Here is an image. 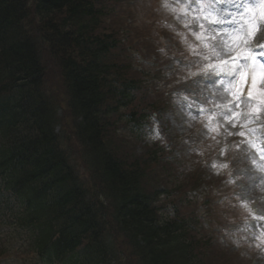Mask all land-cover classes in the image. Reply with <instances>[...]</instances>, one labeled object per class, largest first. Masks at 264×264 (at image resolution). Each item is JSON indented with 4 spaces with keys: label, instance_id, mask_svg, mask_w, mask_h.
<instances>
[{
    "label": "trees",
    "instance_id": "trees-1",
    "mask_svg": "<svg viewBox=\"0 0 264 264\" xmlns=\"http://www.w3.org/2000/svg\"><path fill=\"white\" fill-rule=\"evenodd\" d=\"M105 19L99 0H0V135L10 138L0 145V190L21 200L16 221L36 235L44 264H226L194 221L155 205L160 182L150 178L167 165L162 150L120 148L118 131L149 112ZM38 44L57 61L63 103L46 95ZM73 154L88 184L76 178Z\"/></svg>",
    "mask_w": 264,
    "mask_h": 264
},
{
    "label": "rangeland",
    "instance_id": "rangeland-1",
    "mask_svg": "<svg viewBox=\"0 0 264 264\" xmlns=\"http://www.w3.org/2000/svg\"><path fill=\"white\" fill-rule=\"evenodd\" d=\"M133 1H136L140 7H137L136 10H141V14H134L135 19H137L134 22V27L139 26L140 32L154 35L156 31H166L165 26L172 31L173 41L178 43V55L168 56L166 65L157 69L162 77H165L167 72L187 71L188 59L190 56L192 57V66L196 71L186 75L185 80H183L186 81L184 84L181 85L182 82L178 81L175 90L181 85L182 90L187 91L188 94L191 93V97L194 95V100L191 101V104L174 97L167 104V109L160 113H153L154 116L150 113L152 116H149L146 123L140 128L126 127L121 132L124 138L122 140L126 144L120 148L122 151L136 149V151L141 152L144 148L153 146L154 143L158 142L157 139L160 138L161 140L163 136L175 138L177 143L175 142L169 156L167 153L172 145L169 144L170 146L167 147L162 142L161 144L157 143V146L165 151L162 160L168 162L169 159L171 161L186 160L183 164L187 169L185 173H190L193 162L197 164L198 160L202 163V168L197 170L200 176L199 180L185 178L180 171L172 169L165 175L161 170L160 163L153 168L151 182L155 184L159 181L164 185L162 189L169 191L168 195L160 199L164 216L169 215V211L176 208L187 219L191 217L198 219L201 224L199 223L195 228H202V231H198L196 237L207 241L209 253L213 252L217 258L226 264H264V184L258 183L256 186L258 189L252 190L251 184L246 179L247 172L252 173L250 166L255 165V154L251 148V143L253 146L254 144L246 132L243 137L239 135V132H244L245 127L233 129L229 127L231 118L226 110L228 108L224 107L222 96L215 91L216 86L224 89L231 87V92L234 91L231 84L233 81L231 76L233 75L228 74L231 70L232 57L222 55L221 52L224 49L219 44H215L214 32L208 30L205 23H201L207 19L206 15L199 16L196 21L191 23L189 30V25L183 20L184 9L182 8L184 6L170 2L171 0H153L158 10L156 11V8L151 5L152 0ZM257 3L258 0H250L245 4L252 6ZM241 19L248 22L252 17L242 13ZM259 24H264V21L260 20L257 15V18L252 20V25L257 28V39H259L261 31H264V27L259 29ZM173 41L168 38L166 43H173ZM234 44L232 47L236 48L237 45ZM190 45L195 48H191ZM229 49L232 51V48ZM257 50L259 52L258 48ZM39 51L42 66L45 69L46 89L63 103L57 69L49 59L44 45L39 46ZM132 59L140 69L154 70L152 61L143 60L134 54ZM221 60L228 61L229 67L225 68ZM240 60L236 63L239 64ZM263 62L264 56L259 57V63L262 64ZM213 66H215V70H213ZM217 71L221 72L220 76L216 75ZM238 74L239 70L235 76ZM223 76L224 79H221L220 77ZM212 84L214 85L211 86ZM260 100L261 98L253 99L246 109L250 110L253 115H255L254 109L259 110V116L263 118L264 103H261ZM147 110L148 108L144 106V111ZM196 111L199 115L196 114ZM198 118H200L199 121ZM60 122L61 125L64 124L61 120ZM58 128L56 126L54 130L56 133ZM69 130L70 125L67 131ZM63 142L64 148H66L68 141L63 140ZM229 145L231 146L230 150H228ZM256 153L259 155L258 151ZM245 156L252 160L242 161ZM194 157L198 158L197 161ZM226 163H228L227 169L230 171L233 180L226 177ZM70 165L74 168L76 178L85 180L88 184L87 173L75 154L71 158ZM149 184L151 186V183ZM195 184H198L197 188ZM206 199L210 203L208 215L204 213L201 206V203ZM249 206L255 209L259 217L252 218L249 216L247 209ZM204 214L205 222H202L200 217ZM255 219H259V224ZM250 221L255 226L246 225V222ZM18 254L21 253L13 251L6 254L5 262L8 264H34L30 259L16 256ZM120 264L129 263L126 258H120Z\"/></svg>",
    "mask_w": 264,
    "mask_h": 264
},
{
    "label": "snow or ice",
    "instance_id": "snow-or-ice-1",
    "mask_svg": "<svg viewBox=\"0 0 264 264\" xmlns=\"http://www.w3.org/2000/svg\"><path fill=\"white\" fill-rule=\"evenodd\" d=\"M221 3H231L235 2V0H220ZM216 0L210 3L209 0H202V7L206 9H214L216 6ZM242 4V3H241ZM243 5V14L251 15L252 19L248 21L249 25H252V20L259 16L260 20L264 21V0H258L257 4H253L249 6L248 4ZM211 11L209 12V16H211ZM222 22L219 19L212 20V23H220ZM243 31V30H242ZM257 28L255 25H252L244 32L243 36H238L237 39L239 44L236 48L232 49L235 51V55L232 56L231 59V70L228 73L229 75L235 76L237 70H239L238 79L236 80V84L234 86V91H232V95L237 98V102L234 105L235 108H240L239 100L243 98V94L246 92L247 99L252 101L255 98H261L260 102L264 103V64L259 63V57L264 56V31H261L259 39L256 38ZM253 42L255 43V47L259 49V52L253 50ZM242 45L243 47H241ZM231 55V51L229 53ZM243 59L245 61H249V64H245L244 66H240L236 63V61ZM225 68L229 67L228 61L221 60ZM213 70H215V66H213ZM217 76L221 75V72H216ZM255 116H259V110L254 109ZM240 115H243L240 112H236L231 116V126L233 128L244 127L243 124L238 125L236 123V118ZM249 115H244V119L247 120ZM253 131H258L253 130ZM239 135L243 137L245 135L244 132H239Z\"/></svg>",
    "mask_w": 264,
    "mask_h": 264
},
{
    "label": "bare ground",
    "instance_id": "bare-ground-1",
    "mask_svg": "<svg viewBox=\"0 0 264 264\" xmlns=\"http://www.w3.org/2000/svg\"><path fill=\"white\" fill-rule=\"evenodd\" d=\"M219 40H223V39H221V38H219ZM224 44V43H223ZM224 45H226V44H224ZM227 47H226V49H224L226 52H225V54H226V56L228 57V56H231V55H229V51H231V49H229V48H231L230 46H228V45H226ZM225 92V93H224ZM219 94H220V96H222V99H223V101H224V107L225 108H228V110H230V112L232 113V114H234L235 113V111L237 110V108H235L234 107V105L236 104V102L237 101H235V99L232 97L233 95H232V92H231V90L230 89H224V88H220V91H219ZM242 105V104H241ZM240 105V108L242 107ZM239 108V109H240ZM252 167V166H251ZM256 167L260 170V171H262V175H263V177H264V164L263 163H261V162H257L256 161ZM262 181H264V178L262 179Z\"/></svg>",
    "mask_w": 264,
    "mask_h": 264
}]
</instances>
